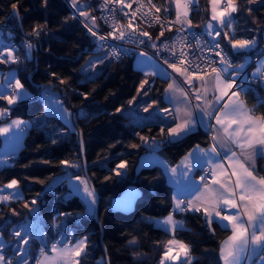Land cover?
<instances>
[{
    "label": "trees",
    "instance_id": "obj_1",
    "mask_svg": "<svg viewBox=\"0 0 264 264\" xmlns=\"http://www.w3.org/2000/svg\"><path fill=\"white\" fill-rule=\"evenodd\" d=\"M80 1L86 3L88 0ZM159 1L163 5L169 3V0ZM12 3L17 4L21 18L19 24L13 15ZM238 4L240 12L234 14L239 20L237 33L250 37L256 33L250 29L259 28L258 43H263L264 0H257L254 5H248L247 0H238ZM247 7L253 8L251 14L246 11ZM207 8V0H199V8L193 9L190 15L194 27L206 25L210 18ZM74 15L67 0H47L46 4L45 0H0V23L4 20L15 23L18 32L22 33H30L37 26L41 29L40 43L35 49L37 65L35 58L25 64H12L18 68L21 81L33 95L19 101L9 116H0V124L12 117L34 120L23 147L9 164L0 168V185L13 177L21 181V198L0 204V232L11 245L15 243L12 233L16 227L38 217L49 242L66 236L70 228L75 230V236L88 235V251L81 258V264H107L102 261L106 254L110 264H160L163 244L172 235L146 217L170 213L173 190L158 165L138 168V160L147 150L141 136L162 137L165 134L160 133L161 125L158 123L138 125L124 113H115L117 107H128V101L136 95L144 73L134 66L132 56L108 62L100 72L85 78L83 66L93 54L94 40L77 15L73 18ZM229 55L239 58L231 50ZM4 68L7 65H0V69ZM51 73H56V76ZM61 80L65 83H60ZM165 86L166 81L161 78H155L151 83L149 97L162 101L158 107L167 105L162 96ZM48 90L61 94L64 91L76 108L74 129L71 130L56 115L45 114L42 94ZM81 93H88L87 98ZM243 93L256 114L264 115V105L253 97L252 91L245 89ZM64 102L67 104L66 100ZM6 106L0 102V107ZM80 134L84 138L87 171L98 191L99 221L88 213L79 194L70 193L65 180L54 183L56 177L65 171V166L60 164L63 160L79 162L81 167L73 174L84 175ZM210 142L209 134L197 129L176 141L164 142L159 151L176 162L195 144L209 145ZM131 144L139 147L132 148ZM120 160L127 161V172L116 176L110 170ZM106 176L110 179L106 180ZM40 180L44 183H39ZM129 185L141 190L134 206L127 211L113 209L112 199ZM33 199L37 203L30 212L24 204ZM12 209L18 215H12ZM58 213L71 215L65 218ZM177 216L184 220L185 228L177 231L176 235L190 245L193 264H222L220 245L229 229L215 222L212 225L214 231H210L202 213L182 212ZM132 239L137 243H130ZM31 244L36 251L39 247L37 240L32 238ZM10 245L5 251L10 249ZM11 253L14 254V250L6 256H12Z\"/></svg>",
    "mask_w": 264,
    "mask_h": 264
},
{
    "label": "snow or ice",
    "instance_id": "obj_2",
    "mask_svg": "<svg viewBox=\"0 0 264 264\" xmlns=\"http://www.w3.org/2000/svg\"><path fill=\"white\" fill-rule=\"evenodd\" d=\"M248 5H254L257 0H247ZM47 0H45V4ZM136 7L133 8V4ZM151 4V0H149ZM172 5H174L175 19L167 22V31L172 32L174 25H179L176 36L171 43L162 39L165 35V22L159 15L152 18V9L155 13H161V7L151 4L147 11H142L144 4L142 0H102L101 9L115 15L117 11L128 19L127 30L118 22L113 24L111 31L107 36L99 35L96 27V17L90 15L87 11H79V17L85 18L84 27L87 32L101 44L109 38L118 41L136 42L139 45H147L156 51V54L164 55L166 58L162 61L171 72L165 73L168 80L164 94L171 95V99L177 104H183L181 108L177 106L174 110L167 107L160 108L158 104L162 101L150 99L149 89L151 81L144 79L140 81L136 95L128 101V105L141 101L145 106L142 111L145 113L153 110L161 117V120L168 119L173 126L160 128V133L165 134V138L170 141L178 140L186 133H190L196 125L193 118L194 113L189 110L190 107L197 109L202 116H207L209 120V131L213 132L211 137L213 143L207 149L200 148L197 145L188 153L185 165V175L192 168V160L195 157L197 166L201 164V157L196 156L197 151L206 158L208 165L204 170L205 174L200 176L201 188L196 191L192 198L179 200L173 197V212L169 213L163 223L170 226L171 233L175 234L179 222H174V213L195 212L204 216L206 226L210 231H214L212 225L217 221L224 222L231 229V235L222 242L220 247V258L223 264H239L240 253L251 245H261L264 243V176L256 175L255 159L257 156L264 158V115H255L240 100L241 90L238 83L239 72L243 65H233L229 58V50L233 53L248 49L257 44L255 35L250 39L235 38V29L233 28V15L240 12L238 0H207L208 8L206 11L210 18L205 25V33L211 39L201 41L196 37L193 31V23L189 18L193 9L199 8V0H169V6L163 9L165 14L171 15ZM71 7L79 9L77 0H71ZM17 23L20 17L16 13L17 4L12 3ZM246 11L251 14L252 7H247ZM138 14L140 18H152L154 23H159L161 29L159 35L152 39L151 33L138 29L134 21ZM75 19L76 16L74 15ZM258 33L259 28L250 29ZM41 29L34 27L28 34L29 36L39 37ZM11 35V33H9ZM195 37V47L191 41ZM179 44V48L177 47ZM26 49L31 51L34 45L28 41L25 44ZM199 53V54H198ZM141 56L146 57V52H141ZM119 56V51L114 53ZM106 57L98 59L103 63ZM171 60L172 62H169ZM20 59L16 55L14 45H0V65L19 64ZM89 68H95V63H90ZM257 73L264 72V61L256 69ZM56 76V73H51ZM152 77L157 73L152 72ZM60 83H65L61 80ZM201 86L197 88L195 85ZM184 85L188 88L185 91ZM11 90L8 94H0V102L6 103V107H0V116H9L13 108L23 98L25 85L20 78L14 79V84L8 85ZM211 97L209 98V94ZM87 98L88 93H81ZM190 95L197 101L195 105L190 104ZM203 101L206 105L201 107ZM62 107V105H61ZM124 106L117 107L115 113H121ZM214 121V123H212ZM26 122L22 119H14L7 126L0 127V135H5L13 128H19ZM63 135V132L60 133ZM141 141L148 143L149 138L140 137ZM56 143L55 140L52 141ZM130 147L137 148L139 145L131 144ZM47 163V161H45ZM61 165L66 167H79L71 165L68 160L60 161ZM127 169V161L120 160L115 165L116 176H121ZM178 168L170 169L173 177L177 174ZM77 181L83 185V192L91 198V203L95 204L96 197L94 190H90L89 185L81 176H75ZM110 179V177H105ZM43 184L44 181L40 180ZM21 181L15 177L9 179L3 185H0V204H7L10 201L21 198ZM191 189V185H185V191ZM11 190V191H8ZM37 201L35 199L25 202L24 207L30 212L33 210ZM12 215H18L15 209L11 210ZM59 216L68 217L71 213H58ZM24 226L22 225L21 228ZM258 228V233H257ZM251 236L249 241V233ZM16 238L13 245L15 261L6 258L4 250L6 243L0 236V264H29L30 256L27 245L29 239L22 231L16 230L12 233ZM87 237L79 239L75 244H64L58 247V243L52 244L51 252L48 255L44 248L40 249V259L35 264H81V258L87 255ZM135 243V240L132 241ZM164 251L160 256V264H193V257L190 254V246L181 240L175 238L168 239L163 244ZM264 261V256L260 257Z\"/></svg>",
    "mask_w": 264,
    "mask_h": 264
},
{
    "label": "crops",
    "instance_id": "obj_3",
    "mask_svg": "<svg viewBox=\"0 0 264 264\" xmlns=\"http://www.w3.org/2000/svg\"><path fill=\"white\" fill-rule=\"evenodd\" d=\"M78 2L81 4V6H80L81 10L85 9L86 3L84 1H80V0H78ZM172 7L174 9V5H172ZM190 15H191V12H190ZM233 17H235V16L233 15ZM189 18H190V16H189ZM234 35H235V38H245V39L252 38V36L247 37L244 35H239L238 33L237 34L234 33ZM254 35L257 38V44L256 45H254L253 47H250L248 49L241 50L239 52H235L238 54V57H239L238 59H236L237 60L236 65H243L244 66L243 69L248 68V72H247L248 75L253 76V77H258L264 73V72H261V73L256 72V69L260 66V63L262 61H264V42L259 44L258 42H259V35L260 34L258 35L257 33H255ZM2 38L6 39L7 43H4V44L10 45V43L7 39V34H6L5 30L0 28V40ZM263 39H264V34H263ZM34 53H35V50L33 47L30 51L31 59H33L32 55H34ZM133 63H134V66L136 68L140 69L143 73H146V74H151L152 72L157 73L156 77H151L149 79L151 81V83L153 82V80L155 78H161L164 81L168 80V77L165 75V73L171 72L170 69H167L166 67L162 66L161 64H159L155 59H153L149 55L144 57V56H141L140 53H137L134 55ZM15 78H20L19 70H18V68H16L12 64H7V68L0 69V94H5L6 90L9 89L8 85L10 83L14 84ZM168 82H171V81L168 80ZM262 82L264 83V78H263ZM181 86L185 88V91L188 90V88L186 86H184V85H181ZM195 86L197 88H199L201 85L199 83H197ZM166 87H167V83H166V86L164 87V89ZM164 89L162 92V96H163V99L165 100V102L167 103V105L166 106H159L160 108L167 107L170 110H174L177 106H179L181 108L184 107L183 104L177 105L171 99L170 94L165 95ZM240 90H241L240 100H242L244 102L246 107L248 109H250L253 114L258 115V114H256L255 110L253 109L252 105L248 103L246 97L244 96L243 90H245V89H240ZM32 95L33 94L31 93V91H29L25 87V91L22 93L23 98L21 100L27 99V98L31 97ZM58 95H61V93H59L57 91H53V90L50 91L49 90V95L47 97H45V99H44L45 114L56 115L57 117H59L63 121H65L66 124L68 125V127L72 130L75 127L72 110L64 102H57L55 100V97ZM210 97H211V93L209 94V98ZM189 100H190L191 105H195L197 103V101L191 95L189 97ZM199 103H200L201 107L206 106L203 101H201ZM61 105H62V107H61ZM189 110L194 113L193 118L196 120V125H195V127H193L191 132H193L197 129H201L204 132H206L207 134H209V136L211 138L213 135V132L209 131L208 117L202 116V114L197 109H195L193 107H190ZM131 113L133 115H131ZM129 114L132 116V119L130 118ZM125 115L128 116V118L130 119L131 122L138 124V125L158 123L161 125V127H164L165 129L168 126H173V125H171V123L168 119H163V121H162L161 117L155 111H153L151 116H149V113H145L143 111H136V110L129 111V113L125 114ZM14 119H22L26 123L19 128L11 129L8 134L0 135V138H1L0 168L9 164L10 160L17 155L18 151L24 145V142H25V139H26V136H27V133H28L30 127L34 123L33 119H27V118H23V117H12L9 120L1 123L0 127L7 126L11 122V120H14ZM212 123H214V121H212ZM186 134H188V133H186ZM165 135H166V133H165ZM165 135L162 137L145 136V137L149 138L148 143H153L156 146V151L146 150L144 153H142L139 157V160H138V168H141L144 166H149V165H158L161 168L166 182L171 186V188L173 190L172 210L170 211V213H171V212H173V204L175 202L173 197H176L179 200L186 201L187 199L192 198V196H194L196 194V191L201 188L200 176L203 175L202 167L204 165H207L205 163L206 158L203 157L202 153L197 151V153L195 155L201 157V164L199 166H197L195 163V157H194L192 160L193 166L185 175V165L188 163V160L186 159V157L188 156V153L190 151H192L197 145H199L200 148H202V149H207L210 147V145L213 143V141L211 139V142L209 145L195 144L178 161L172 162L166 155L162 154L159 151V148L162 146V144L164 142L176 141V140L170 141L169 139H166ZM185 135H183V136H185ZM183 136H181L180 138H182ZM148 143H144V145H147ZM70 164L80 166L79 162H70ZM174 167L178 168V171H177V174L175 175V177H173V175L170 172V169L174 168ZM78 168L79 167H72V166L66 167L65 166V171L56 177V179L54 180V183L57 181H60V180H65L66 183L68 184L70 190H71L70 193L71 194H74V193L79 194L80 197L82 198V200L86 204L88 213L93 215L94 208L89 207V204L91 203V198L83 192V185L80 184L79 187H74L71 184V181L73 179H75V176H77V175H79L81 177L84 176L82 174H73V172L78 170ZM255 168H256V175L257 176H264V158H262L260 156L256 157ZM126 172H127V169H126V171L123 172V174L121 176L125 175ZM75 181H76V179H75ZM186 184L191 185V189L188 191H185V185ZM89 188H90V186H89ZM90 190H92V189L90 188ZM140 195H141V190L137 186L129 185L124 189V191H122V193L120 195H118L112 199L111 207L113 209H116V210H123V211L130 210L134 206L136 199ZM86 196L89 198L88 200L86 199ZM182 212H184V211H182ZM182 212H179V213H182ZM177 214L178 213H174V222H179V223H178L177 230H176L174 236L170 231V226L168 224L163 223V221L166 219V217L169 215V213L164 215V216H156V217L147 216L146 218L149 221H151L155 226L160 227V228L166 230L167 232H169L172 235L169 239L175 238L177 240H181L184 243L188 244L186 241H184L183 239L179 238L176 235L177 231L185 228L184 220L182 218L178 217ZM36 221H37L36 219H29L26 222L21 223L19 226V230L22 231L23 234H26L28 236V239H29V244L27 245V249L29 250V256H30L29 263L32 261V259L38 253H40L39 248L41 245L45 246L44 250L48 255H50V256L53 255V253L51 252V246H52V244L55 243L53 241L54 239L47 244H45L46 242L45 243L42 242V239L45 238V235H44L43 230L38 229V227H40L41 225L36 223ZM216 222L218 224H220L221 226L229 229V233L223 241L227 240V238L231 235L230 227L227 226L224 222H221L219 220H217ZM22 225L24 226L23 228H21ZM38 231H40V232H38ZM36 233H38L37 241L39 243V247L36 250L37 252L34 251L33 246L31 244V239L35 236ZM257 233H258V228H257ZM42 235H44V236H42ZM0 236L3 237V239L6 243V240H5V238L1 232H0ZM250 236H251V229H250V233H249V241H250ZM84 237L88 238V235L74 236L72 238L71 242L69 243L70 246H71V244H75V242L77 240L82 239ZM64 238H65V236H63V235L60 237H57L59 242H62L64 240ZM130 243H132V240L130 241ZM135 243H137V240L135 241ZM135 243H132V244H135ZM87 245H88V239H87ZM57 246L63 247L62 244H60V243H58ZM221 246H222V243H221L220 247ZM263 250H264V243H262L259 246L250 244V246L248 248H246L243 252L240 253L239 264H255L256 260L258 259L259 255L261 254V252ZM87 251H88V249H87ZM4 254L6 256L5 251H4ZM6 258H11L14 261L16 259L14 254L12 256H6ZM39 259H40V254H39L38 260ZM220 260H221V263L223 264V261L221 258H220ZM102 261H104V260L102 259ZM169 264H171V262H169Z\"/></svg>",
    "mask_w": 264,
    "mask_h": 264
},
{
    "label": "built area",
    "instance_id": "obj_4",
    "mask_svg": "<svg viewBox=\"0 0 264 264\" xmlns=\"http://www.w3.org/2000/svg\"><path fill=\"white\" fill-rule=\"evenodd\" d=\"M67 2L70 8L72 9L73 13L78 16V18L82 21L83 24H85L84 18L79 17L78 15V12L80 10L73 9L71 7L70 0H67ZM142 2L144 4V8L142 9V11H147L148 8L151 7V4H155L156 6L161 7L162 11L159 14L155 13V10L152 9V18H154L156 15H159L162 21L165 22V35L162 39L171 43L172 40L175 38L177 29L179 27V25H174L172 32L167 31V27H166L167 22L175 19V12H174L173 7L171 10V15H168L163 12V9L168 7L169 5L161 4L159 0H151V4H149V0H142ZM101 3H102V0H88L86 2V7L88 9L87 12H89L90 15L96 17L95 23H96V27L98 28L99 35L107 36V34L111 31V27L113 26V24L117 22L120 25H123L125 30H127L128 19L125 18L122 15V13H120L119 11H117L115 15L113 16V14L101 9L100 7ZM136 6H137L136 3H134L133 8H135ZM152 18L142 20L140 18V14H138V17L134 21V23L137 25L138 29L143 30V31H148L149 33H151L152 39L155 40V37L159 35L161 25L159 23H154ZM4 23L5 24H0V28L6 30L7 39L10 45L15 46L16 55L20 59V64H25L29 62L31 60V56H30L29 51L26 49L25 44L28 41H30L33 45L36 44L37 42L40 43L39 37L29 36L28 35L29 33H22L20 31L18 32L17 30L18 28L15 23H8L6 20H4ZM238 24H239L238 18L233 17V28L235 29L236 34H237ZM150 29L156 30L155 33L151 31ZM193 31L196 33V37H199L201 41H208L211 39L206 34H204L205 26L203 28L194 27ZM262 31L264 34V28L262 29ZM9 33H11V35H9ZM190 39L193 43V46L195 47V37H191ZM93 40H94V44L92 47V51L94 52L106 51L107 54L114 60H120L126 57H132L137 53L146 52L149 56L155 59L159 64L167 68V66L162 63V61L166 58L167 54L165 53L164 55L158 56L156 54V51L153 48L148 47L147 45H139L138 43L132 42L131 40L118 41V40H113L111 38L106 40L103 44H101L95 38H93ZM177 47L179 48V44H177ZM117 51H119V56L115 57L114 53H116ZM229 58L232 64L235 66L237 64L236 63L237 60L231 57L230 55H229ZM169 62H172V61L169 60ZM247 72H248V68L242 69L239 72L238 83L240 84V89H250L252 91L253 97L258 102H261L264 105V83L262 82L264 78V73L258 77H253V76L248 75ZM10 91H11L10 89L6 90L5 94H8ZM48 95H49V92L43 93L44 97ZM55 100L57 102H64V97L61 95H58L55 97ZM148 150L156 151L155 145L153 143H149ZM207 167L208 165H204L202 167L203 175L205 174L204 170H206ZM74 234H75V230L73 228H70L64 240L60 242V244H62V246H64V244H69L72 238L75 236ZM53 241L57 243L59 240L55 238ZM41 248L45 249V246L41 245L39 248V252ZM39 254L40 253H38L29 264H35V262L38 260ZM261 256H264V250L259 255L255 264H264V261L260 260Z\"/></svg>",
    "mask_w": 264,
    "mask_h": 264
},
{
    "label": "rangeland",
    "instance_id": "obj_5",
    "mask_svg": "<svg viewBox=\"0 0 264 264\" xmlns=\"http://www.w3.org/2000/svg\"><path fill=\"white\" fill-rule=\"evenodd\" d=\"M71 1V0H70ZM77 3L81 6V4L78 2V0H77ZM168 5H169V3H168ZM80 9V11H87L88 9H87V7H85V9H83V10H81V8H79ZM78 10V9H77ZM78 17V16H77ZM84 21L85 22H89L90 23V21H86L85 20V18H84ZM2 29V28H1ZM3 30H5V29H3ZM5 32H6V30H5ZM6 34H7V32H6ZM4 43H7L6 42V39H1L0 40V45H2V44H4ZM39 42H37L36 43V46H37V44H38ZM92 53L93 54H91L89 57H88V59L86 60V62H85V64H84V66H83V70H84V72H85V78H89V77H92L93 75H95L96 73H98V72H100V70L102 69V67L103 66H105V64H107L108 62H112V61H119V60H114V59H112L108 54H107V52L106 51H100V52H94V51H92ZM33 56V58H35V53H34V55H32ZM102 57H106L105 59H104V62L103 63H99L98 62V59L99 58H102ZM90 63H95L96 64V67L95 68H89V64ZM20 64V63H19ZM152 76H151V74H146V73H144V76H143V78H142V80H144V79H150ZM141 80V81H142ZM151 94H149V96H150ZM135 96V95H134ZM47 97V96H46ZM44 99H45V97H44ZM132 99V97L129 99V100H131ZM65 103V102H64ZM66 104V103H65ZM145 105L141 102V101H139L138 100V102L137 103H134V104H132V105H128V107H124V110L122 111V113H125V114H128L129 113V111H133V110H136V111H142V108L144 107ZM149 113V116H151V114L153 113V110H150V112H148ZM131 115H133L132 113H131ZM130 114H129V116H130V118L132 119V116H131ZM37 119H39V118H37ZM36 120V119H35ZM149 144V143H148ZM148 144L146 145L147 146V150H148ZM156 147V146H155ZM150 151V150H149ZM81 167V166H80ZM82 178L83 179H85V180H87L86 178H85V176H82ZM88 182V181H87ZM71 184L74 186V187H79L80 186V184H82L80 181H75V179H73L72 181H71ZM88 185H89V183H88ZM19 191H20V189H19ZM20 193H21V191H20ZM86 199L88 200L89 198L86 196ZM89 207L90 208H94L95 207V204H93V203H90L89 204ZM33 219H36L37 221H36V223H38L39 225H41L40 224V222H39V218L38 217H35V218H33ZM29 220V219H28ZM19 226L20 225H18L17 227H16V230H19ZM38 229L39 230H43V228H42V226H40V227H38ZM38 232H40V231H38ZM44 232V231H43ZM3 235V234H2ZM75 235V234H74ZM37 236H38V233H36L35 234V236L33 237L35 240H37ZM42 236H44V235H42ZM133 240H135L136 241V239H132V241ZM14 241H16V238L14 239ZM38 242V241H37ZM42 242H46L45 244H47V243H49V241H48V239H46V237L44 238V239H42ZM10 245V242H8V241H6V246L7 245ZM15 243H12L11 245H10V249L12 248V250H14L13 249V245H14ZM190 246V245H189ZM10 249H8V250H4L5 251V253H10V251L12 252V250H10ZM10 250V251H9ZM37 252V251H36ZM11 255H13L12 253H11Z\"/></svg>",
    "mask_w": 264,
    "mask_h": 264
},
{
    "label": "water",
    "instance_id": "obj_6",
    "mask_svg": "<svg viewBox=\"0 0 264 264\" xmlns=\"http://www.w3.org/2000/svg\"><path fill=\"white\" fill-rule=\"evenodd\" d=\"M13 11H14V10H13ZM16 13L18 14L17 10H16ZM1 24H4V21L1 22ZM34 46H35V49H36V45H35V44H34ZM35 62H36V65H37V56H36V54H35ZM31 74H32V73L29 74V77H31ZM62 95H63L64 98L66 99V102H67L68 107L72 110L74 123L76 124V112H77V111H76V108L72 105V103L70 102V100L67 99V97L65 96V92H64V91H62ZM80 139H81V143H82L81 155H82V161H83V171H84V175H85V177H86V179H87V181H88V183H89L90 188H91L92 190H94V192H95V197H96V202H95V207H94L93 216H94V218H95L96 221H99V220H98V214H97V199H98V191H97V189L94 187V185H93V183H92V181H91V179H90V176H89V174H88V171H87V162H86V159L84 158V138H83L82 134H80ZM101 229H102V227H101ZM102 234H103V231H102ZM100 240H101V243H102L103 246H104V243H103V236H102V235H101V239H100ZM104 252H105V254H106V248H105V246H104ZM104 261H105L107 264H110V262H109V257H108L107 254H106L105 257H104Z\"/></svg>",
    "mask_w": 264,
    "mask_h": 264
}]
</instances>
